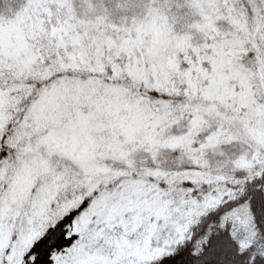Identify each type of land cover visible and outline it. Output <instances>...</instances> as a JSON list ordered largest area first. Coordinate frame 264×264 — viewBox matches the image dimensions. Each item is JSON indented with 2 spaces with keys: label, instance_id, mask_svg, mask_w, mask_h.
Listing matches in <instances>:
<instances>
[{
  "label": "snow or ice",
  "instance_id": "6c2138e0",
  "mask_svg": "<svg viewBox=\"0 0 264 264\" xmlns=\"http://www.w3.org/2000/svg\"><path fill=\"white\" fill-rule=\"evenodd\" d=\"M0 264H264V0H0Z\"/></svg>",
  "mask_w": 264,
  "mask_h": 264
}]
</instances>
